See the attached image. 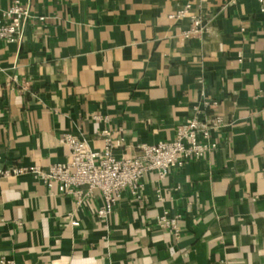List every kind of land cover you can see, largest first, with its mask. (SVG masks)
Segmentation results:
<instances>
[{
    "label": "crops",
    "instance_id": "crops-1",
    "mask_svg": "<svg viewBox=\"0 0 264 264\" xmlns=\"http://www.w3.org/2000/svg\"><path fill=\"white\" fill-rule=\"evenodd\" d=\"M22 1V38L0 42V264H264L258 0ZM193 116L222 117L217 147L163 180L147 174L106 222L99 192L78 205L34 174L69 161L66 134L102 151L108 130L121 158ZM165 212L181 216L177 233Z\"/></svg>",
    "mask_w": 264,
    "mask_h": 264
},
{
    "label": "built area",
    "instance_id": "built-area-1",
    "mask_svg": "<svg viewBox=\"0 0 264 264\" xmlns=\"http://www.w3.org/2000/svg\"><path fill=\"white\" fill-rule=\"evenodd\" d=\"M258 3L264 13V0H258ZM183 13L181 11L179 15ZM31 17L28 5L22 0H12L10 8L0 15V42L13 43L21 39ZM38 20L46 22L47 18L40 17ZM200 26L201 20L194 19L191 33H198ZM95 119L102 120L101 117ZM222 124L221 116H215L208 122L193 116L177 126L173 140L153 145L140 144L136 155L121 158L114 154L116 144L112 142L108 130L103 131L106 146L102 151L93 150L84 138L66 134L62 141L70 149L69 161L53 165L47 171L35 170L34 174L44 179L50 189L56 188L60 194L74 196L78 205L82 203L84 196L99 192L103 204L96 209V214L106 222L126 190L133 195L139 194L142 180L147 174L155 173L163 180L174 170L182 169L188 162L202 159L214 150L217 144L212 142V134ZM117 145H121V142ZM12 172L20 173L21 170L14 169ZM4 175L9 176L10 171ZM180 217L165 212L160 216L159 223L171 227L177 233ZM71 223L78 225L73 219Z\"/></svg>",
    "mask_w": 264,
    "mask_h": 264
}]
</instances>
